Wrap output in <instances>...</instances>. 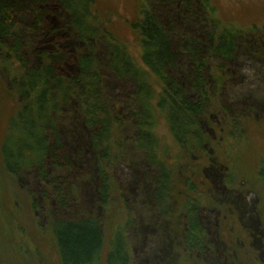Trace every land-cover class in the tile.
<instances>
[{"label":"trees","instance_id":"1","mask_svg":"<svg viewBox=\"0 0 264 264\" xmlns=\"http://www.w3.org/2000/svg\"><path fill=\"white\" fill-rule=\"evenodd\" d=\"M177 1L179 7L186 5L189 21L196 17L198 5L208 27L180 36L174 23ZM139 3L141 19L133 29L139 33L148 73L135 63L127 46L102 29L95 0H0L1 71L21 104L8 125L3 164L15 180L26 171L36 174L40 192L33 211L51 228L61 264H135L131 232L138 222L122 194L127 221L108 239L112 182L121 190L116 170L129 143L154 169L152 200L160 218L172 219L179 213L182 237L176 254L170 252L171 264H183V259L189 264H212L214 246L201 214L206 209L204 201L191 197L197 193L196 185L182 177L188 195L179 202L177 179L160 156L154 129L160 116L184 157L195 162L212 146L203 125L211 111L217 108L230 123L240 125L244 116L234 115L221 98L237 60L241 33L220 27L211 0ZM65 30L73 39L65 36ZM30 43L35 63L26 53ZM104 66L134 87L127 109L135 131L131 142L124 137L127 118L116 112L107 92ZM150 75L160 84L158 95ZM72 106L88 131L98 195L92 210L78 216L72 215L78 195L76 169L62 129L64 115ZM259 175L264 186V159ZM235 182L230 174L225 176L229 187ZM213 202L219 207V201Z\"/></svg>","mask_w":264,"mask_h":264},{"label":"rangeland","instance_id":"2","mask_svg":"<svg viewBox=\"0 0 264 264\" xmlns=\"http://www.w3.org/2000/svg\"><path fill=\"white\" fill-rule=\"evenodd\" d=\"M211 3L220 27L241 33L237 60L221 100L234 109V115H243L244 119L237 126L217 108L211 111L203 125L212 146L195 162L184 157L160 116L154 132L159 140L160 156L177 179L179 202L188 195L183 178L196 185L197 193L191 197L204 201L206 209L201 214L214 246L210 255L212 264H264V186L259 175L264 159V0H211ZM179 5L177 1L174 23L180 36L201 33L208 27L198 5L197 18L191 21L186 15V5L181 6L182 13ZM95 12L102 29L127 46L135 63L147 72L142 62L141 39L133 29L141 19L139 0H95ZM54 28L59 29V24L55 23ZM64 33L73 39L71 32ZM34 52L30 43L26 53L33 63ZM100 54L101 60H106L103 47ZM102 74L116 112L127 118L124 137L131 142L135 131L127 109L134 87L117 79L107 66L102 67ZM149 82L158 95L159 82L151 75ZM8 84L9 79L0 66V264H61L51 228L33 211L32 203L40 192L36 174L26 171L15 180L4 168L2 146L9 122L21 105ZM62 129L76 169L78 195L72 215L78 216L92 210L98 196L94 155L88 131L75 107L65 113ZM153 174L154 169L145 156L129 143L125 158L116 170L121 193L112 182L108 239L127 221L122 194L138 222L131 232L135 264H171V254L178 249L182 237L179 213L172 219H161L154 207ZM229 174L236 181L231 187L225 183ZM215 199L220 202L219 207H215ZM182 262L189 264L185 259Z\"/></svg>","mask_w":264,"mask_h":264}]
</instances>
